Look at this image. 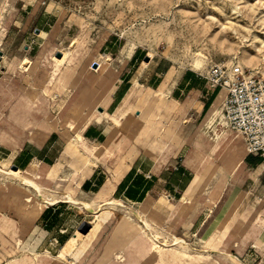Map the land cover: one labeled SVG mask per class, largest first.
Instances as JSON below:
<instances>
[{
	"label": "crops",
	"instance_id": "crops-1",
	"mask_svg": "<svg viewBox=\"0 0 264 264\" xmlns=\"http://www.w3.org/2000/svg\"><path fill=\"white\" fill-rule=\"evenodd\" d=\"M66 37L37 30L24 54L0 51V65L10 62L0 66V163L9 169L0 173H23L56 201L29 229L43 235L37 247L58 246L77 264H147L155 247L144 221L217 264H264V157L249 154L225 123V92L203 73L115 51L112 41L88 65L65 61L57 44ZM66 194L98 207L69 204ZM111 203L133 217L108 224L111 215L84 249L63 254L90 227L82 219L77 235L68 233L62 218L69 209L78 215L70 206L95 219Z\"/></svg>",
	"mask_w": 264,
	"mask_h": 264
},
{
	"label": "rangeland",
	"instance_id": "rangeland-1",
	"mask_svg": "<svg viewBox=\"0 0 264 264\" xmlns=\"http://www.w3.org/2000/svg\"><path fill=\"white\" fill-rule=\"evenodd\" d=\"M36 30L66 35L57 48L65 53V61L79 65H88L107 53L112 41L115 51L138 49L149 58H164L178 69H193L198 60L203 67L197 72L204 74L213 64L237 63L264 80V0H0V51L24 54L23 46L29 45L25 40ZM9 63L0 66L7 68ZM29 64L20 63V70ZM0 168L9 170L1 163ZM42 191L49 198V192ZM35 203H40V197L34 191L0 173V264H39L45 258L49 264H77L74 257H59L58 246L37 247L43 235L29 233L35 220L29 211ZM121 206L105 205L95 219L82 207L70 206L78 208V215L69 209L62 218L68 233L77 235L82 219L89 221L90 227L80 242L69 243L63 254L71 247V256L77 244L84 249L111 215L108 224L132 218ZM140 223L156 242L164 243L157 248L147 232L151 247H155L147 264H217L202 249L173 245L169 236ZM101 232L100 236L105 235V227ZM25 256L30 260L14 261ZM228 264L239 263L232 260Z\"/></svg>",
	"mask_w": 264,
	"mask_h": 264
},
{
	"label": "built area",
	"instance_id": "built-area-1",
	"mask_svg": "<svg viewBox=\"0 0 264 264\" xmlns=\"http://www.w3.org/2000/svg\"><path fill=\"white\" fill-rule=\"evenodd\" d=\"M203 78L210 89L225 92L222 116L228 128L243 137L249 154L264 157V80L237 63L213 64ZM146 231L157 248L164 246Z\"/></svg>",
	"mask_w": 264,
	"mask_h": 264
},
{
	"label": "bare ground",
	"instance_id": "bare-ground-1",
	"mask_svg": "<svg viewBox=\"0 0 264 264\" xmlns=\"http://www.w3.org/2000/svg\"><path fill=\"white\" fill-rule=\"evenodd\" d=\"M27 58H25L22 61V65L27 63ZM193 69H195L196 71L199 69H201L202 66V61H195L193 64ZM10 176H12L13 178H15L21 185H23L25 188H28L29 190L34 191L39 197H40V203H35L32 205L31 210L29 211L31 216H34L35 218L39 215L40 211L42 210V208H44L46 205L49 204H53L54 202H56L55 200H51L48 197H46L45 195H42V191L40 189V187L37 185L36 182L28 179L27 177H25L23 175V173H12L9 174ZM64 200L65 202L69 203V204H73V205H81L83 206L86 210L88 211H93V208L90 206V204L88 203H80L76 201V199L74 200L70 195L66 194L64 196ZM27 201L29 202L30 199H27ZM156 241V240H155Z\"/></svg>",
	"mask_w": 264,
	"mask_h": 264
},
{
	"label": "water",
	"instance_id": "water-1",
	"mask_svg": "<svg viewBox=\"0 0 264 264\" xmlns=\"http://www.w3.org/2000/svg\"><path fill=\"white\" fill-rule=\"evenodd\" d=\"M36 31H37V30H36ZM56 58H60V55L57 54V55H56ZM0 59H1V53H0ZM147 60H148V57L145 58V61H147ZM93 67H95V64H93ZM13 170H16V168L14 167Z\"/></svg>",
	"mask_w": 264,
	"mask_h": 264
}]
</instances>
